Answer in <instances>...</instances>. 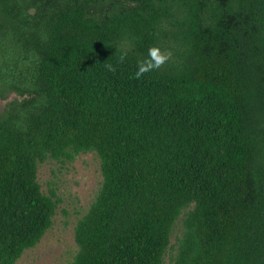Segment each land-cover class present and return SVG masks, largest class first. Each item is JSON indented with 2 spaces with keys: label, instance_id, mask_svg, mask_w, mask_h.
I'll use <instances>...</instances> for the list:
<instances>
[{
  "label": "trees",
  "instance_id": "16d2710c",
  "mask_svg": "<svg viewBox=\"0 0 264 264\" xmlns=\"http://www.w3.org/2000/svg\"><path fill=\"white\" fill-rule=\"evenodd\" d=\"M3 87L28 97L0 119V264L53 223L39 165L84 152L69 264H164L187 208L173 264H264V0H0Z\"/></svg>",
  "mask_w": 264,
  "mask_h": 264
},
{
  "label": "rangeland",
  "instance_id": "374dc122",
  "mask_svg": "<svg viewBox=\"0 0 264 264\" xmlns=\"http://www.w3.org/2000/svg\"><path fill=\"white\" fill-rule=\"evenodd\" d=\"M28 94L15 87L0 88V119L14 114ZM100 158L95 152L78 153L73 160H48L39 165L41 190L54 192L58 205L53 223L40 241L26 249L15 264H69L77 252L74 239L79 220L88 211L102 185ZM191 208V206H190ZM184 209L172 228L164 264H173L178 239L184 232Z\"/></svg>",
  "mask_w": 264,
  "mask_h": 264
},
{
  "label": "clouds",
  "instance_id": "9594fccd",
  "mask_svg": "<svg viewBox=\"0 0 264 264\" xmlns=\"http://www.w3.org/2000/svg\"><path fill=\"white\" fill-rule=\"evenodd\" d=\"M170 52H162L157 47H152L148 49V55L142 60L137 62V71L135 72V79H140L146 73L158 70L166 61L170 58ZM125 56L120 57L121 62H123ZM109 70L114 71L112 65H108Z\"/></svg>",
  "mask_w": 264,
  "mask_h": 264
}]
</instances>
